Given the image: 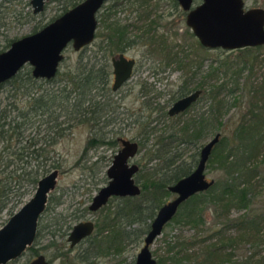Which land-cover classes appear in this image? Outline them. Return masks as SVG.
<instances>
[{
    "label": "rangeland",
    "instance_id": "rangeland-1",
    "mask_svg": "<svg viewBox=\"0 0 264 264\" xmlns=\"http://www.w3.org/2000/svg\"><path fill=\"white\" fill-rule=\"evenodd\" d=\"M116 1L118 10L112 19L123 24H133L129 30L135 42L125 51L127 55L137 57L138 62L134 75L124 84L120 93H111L109 96L106 95L104 99L95 98L101 102L103 100L100 109L99 106H96L95 116L98 117V123L82 122L79 120V115L75 113L76 111L69 113L68 110L67 115L62 114L58 119L61 122V127H64L61 137L58 133L59 128L51 125V123L55 124L56 121L43 123L41 119H47L48 116L40 115L37 117L36 114L31 113L23 125L24 133L21 136L23 141L16 144L17 138L15 136L9 138L8 141L0 139V191L5 190L6 192L0 198V227L33 196L37 182L32 181V177L39 180L53 169L49 167L53 161L60 164L59 167H56L58 179L54 190L49 194L47 209L38 219V234L33 245L28 247L21 256L5 264H25L36 256V252L46 255L55 264H133V259L142 246L144 235L141 238L133 239V234H131L130 241L123 242L119 248L110 249L108 256H104L103 253L99 254L96 249H93L96 253L90 255L88 261L80 259L79 254L80 251H83L81 249L93 246L94 239L98 237L96 228L91 238L77 248L69 251V243L66 242L69 230L77 222L87 219L98 222L103 214L114 209V205L117 203L122 205L121 203L124 202L118 197V199H111L105 208L98 210V212L88 209L92 197L107 183L106 169L119 147L117 139L127 137L144 143V145H140L138 154L134 159L137 163L142 162L139 172L135 176L140 185L138 177L155 173L156 167L160 164L157 157L148 159L145 153L148 147L152 146L154 138L163 130L176 129L194 118L199 119L200 113L208 110V103L204 100L205 98H202L198 103L189 107L188 111L180 113L177 117L164 116L163 110L164 112L168 111V107L173 102L171 97L178 91L179 86L187 84L189 87H193L195 81L200 78L205 79V72L210 65L209 63L217 59L219 55H230L235 64L241 60L236 57L238 55L237 49L228 51L222 48H204L202 50L198 48L201 44L194 35L192 36L190 28L185 24V13L180 7H175L171 0H150V7L146 10L139 8L140 4L134 0ZM30 2L31 0H0V52L9 47L11 41L30 33H36L46 24L56 20L64 11L63 1L50 0L46 3L42 13L33 14ZM112 2L113 0L107 3L106 8ZM244 2L246 9L259 7L264 9V0H244ZM198 3V0L195 1V4ZM68 8L71 9L72 7ZM146 11L150 12V20L156 19L159 24L157 30L152 33L153 38L149 40L146 37L142 38V31L134 27L135 25L143 29L146 26L143 21L137 19ZM98 41H100V37L95 42ZM94 48V45H90L86 53L90 54ZM256 51L258 63L255 73L256 76L260 77L264 69V45H261V48ZM167 52L171 57L177 54V59L175 58L167 64ZM79 53L80 50L75 51L69 45L64 51V61L60 65V69L75 68ZM185 55L188 56L185 57ZM179 60L183 61L179 62ZM198 60H201L200 69L197 67ZM190 61L192 62L190 63ZM28 69H31L29 63L20 69V73L25 75ZM246 71L244 69L240 84L247 75ZM111 78L109 85L112 82ZM138 78L141 79V84H136ZM17 85L16 82L6 81L0 86V110H5L7 119L14 117L18 120L22 119L17 114L18 111L27 110L26 100L29 97L23 92L30 90L31 94L38 95L39 91L52 88L57 84L53 81L39 80L34 84L35 86L28 84L22 88H17ZM96 92L92 90L91 96L97 95ZM239 93L240 89L231 95L223 91L222 95L226 96L228 103H232L235 97L240 96ZM84 102V106H86L87 102ZM157 103L163 104V110H150V106H155ZM240 104L241 106L232 105L228 113L222 118L224 123L222 126L216 124L214 118L213 125L205 128V133L202 132L199 141L180 142V144L173 142L170 144V154L177 150L181 151L182 157L190 156L191 153L200 151L202 145L209 141L215 133L219 132L221 135L229 133V130L233 129V125L240 120L243 111L248 106L245 101ZM57 112V110L53 111V116H56ZM87 115H91V113ZM138 120L147 121V127L145 124H140ZM148 130L152 132L147 134ZM95 137L98 142L88 144V141ZM32 138L40 139L35 146L43 148L44 158L49 164V166L46 165L47 172L43 171L42 164L41 166L38 165L40 161L33 157L35 153L27 154L28 151L26 150L27 152L23 154L22 159L13 153V150L20 149L22 144H30ZM9 143H11L10 149L12 151L4 150L3 146L9 145ZM11 160L12 162L7 166L6 164ZM22 165L23 168H21ZM260 169L261 174H264V165L260 166ZM205 171L206 176L212 180H216L221 174L216 167V162H207ZM27 172L31 174L27 175ZM258 189L262 192L254 200L252 207L254 212L264 211V187L259 186ZM173 196V193L167 195L164 198L165 202L172 199ZM134 198L135 202H140L145 197L135 196ZM246 211L245 209H233L231 215L237 217ZM206 219L207 225L212 224L214 220L209 210L206 211ZM134 226L140 228L142 224L132 225V227ZM195 232L196 228L189 224L170 221L164 225L162 233L153 241L150 247L152 254L156 259L159 256H164L167 241L174 240L176 235L185 238L195 234ZM240 244L238 254H249V250L253 248L250 243L242 242ZM196 248L198 249L197 246ZM193 251L194 248L189 252ZM68 256L71 263H67Z\"/></svg>",
    "mask_w": 264,
    "mask_h": 264
},
{
    "label": "trees",
    "instance_id": "trees-1",
    "mask_svg": "<svg viewBox=\"0 0 264 264\" xmlns=\"http://www.w3.org/2000/svg\"><path fill=\"white\" fill-rule=\"evenodd\" d=\"M52 1H63V13H65L70 9L68 7H74L83 0ZM149 1L134 0L140 4L139 8H145V10L150 7ZM116 2L113 0L97 16L98 31L95 37H101L100 41L104 43L101 50H92L93 53L95 52L92 56L86 53L87 50L80 51L75 68L70 67L61 70L59 66L56 76L49 80L34 78L31 69H28L25 75H22L19 70L13 78L7 80L16 82L17 88H22L28 84L35 86L34 84L39 80L53 81L57 85L39 91L38 95L31 94L30 90L23 92L29 97L26 100L27 110L18 111L17 116H20L21 120L16 119V117L7 119L5 110H0V138L2 140L8 141L9 138L15 136L17 138L16 144L21 142L22 137H19V131L24 129V126L22 129L21 124L26 123L29 118L28 115L31 113L35 115L39 112L40 115L48 116L47 119H41L43 123L56 121L55 124L51 123V125L59 128L58 133L61 137L64 127H61V122L58 119L62 114L67 115L68 110L69 113L76 111L75 113L79 115V120L82 122L89 120L84 101L87 99L90 102L91 98L87 97L92 94V90H96L101 84H107L110 73L106 63L97 65L92 60L93 57L97 52H102V59L107 61L113 53L122 51L124 45L135 42L129 30L133 24H123L112 19L118 10ZM172 3L178 7L175 1ZM149 14L150 12L146 11L137 17L139 21L145 23L146 26L143 29L134 25L136 29L142 31L141 37H146L148 40L153 38L152 33L159 27L158 21L156 19L150 20ZM198 48L204 49L201 45ZM260 48L261 46H250L237 49L238 55L236 57L241 59L238 64L233 63L234 59L230 55H219L217 59L209 63L210 65L205 72V79H198L195 81V85L191 87L203 90L199 100L205 98L204 100L208 103V110L202 111L199 119L194 118L176 129L163 130L154 138L152 146L148 147L145 153L148 159L157 157L160 164L156 167L155 173L138 177L142 187L139 196L145 198L140 202H135V198L132 196L123 198L121 201L124 200V202L121 203L120 207H117L116 210H108L100 218L98 230L103 232L108 229L109 232L95 240L97 249L110 248L113 245L119 246L123 241H126L129 234H133V239L145 235L150 229L149 226L156 211L165 202L164 198L171 194L168 187L182 176L191 173L197 164L198 152L191 153L187 157H182L181 151L177 150L170 154V144L173 142L180 144V142L199 141L202 132L205 133V128L213 125L214 118H216L217 124L222 126L224 124L222 118L228 113L232 105L241 106L240 103L245 101L248 106L243 111L240 120L234 122L233 129L229 130V133L220 136L219 142L212 148L213 151L207 160L210 163L216 162V167L221 173L219 178L213 180L214 184L204 192L195 193L183 201L171 220L176 223L191 225L196 228L195 234L185 238L176 235L174 240L167 241L166 254L157 258V264H264V211L254 212L252 209L254 200L262 192L258 187H264V174H261L260 169V166L264 165V69L260 77L256 76L255 73L258 63V54L255 52ZM173 58L174 56H172ZM200 66L201 60H198V69ZM244 69L247 70V75L240 84ZM1 84L3 85L0 83V86ZM188 86L184 85L183 89L180 88V91L171 97L172 100H176L180 92H187ZM239 89L240 96L235 97L232 103H228L226 96L222 95L223 91L231 95ZM93 106L96 108V105ZM163 108L161 103L150 106V110L162 111ZM56 110L58 112L56 116H53L52 113ZM163 115L167 116V112L164 110ZM139 123L145 124L147 127V121L141 120ZM150 131L148 130L147 134L152 132ZM5 132L12 133L8 135ZM22 132L24 133V130ZM37 139H33L30 144H22L20 149L13 150V153L22 159V150L24 149L30 154L35 153L33 157L36 159L37 151L41 149L35 146L39 141ZM95 141H97L96 137L90 139L88 144ZM142 144L144 145L140 142V145ZM10 145L11 143L4 145L3 149L12 151ZM11 162L12 160L6 165H10ZM140 163L142 164V162ZM47 164V159L38 162V165L45 172L48 171ZM59 166V162L53 161L49 167L56 168ZM26 174L31 173L27 172ZM32 181L37 182L38 179L32 177ZM3 193H6L5 190L0 191V198ZM233 209H245L247 211L242 215L233 217L231 215ZM208 210L214 217L210 225H207L206 222V211ZM124 218L129 230L125 227H118ZM134 224H142V226L140 228L132 227ZM242 242L253 245L249 254H238ZM193 248L194 251L189 252Z\"/></svg>",
    "mask_w": 264,
    "mask_h": 264
},
{
    "label": "water",
    "instance_id": "water-1",
    "mask_svg": "<svg viewBox=\"0 0 264 264\" xmlns=\"http://www.w3.org/2000/svg\"><path fill=\"white\" fill-rule=\"evenodd\" d=\"M50 0H32L33 13H41ZM194 6L193 0H176L184 12H187L185 24L205 48L225 50L240 49L264 44V9L245 8L244 0H201ZM109 0H83L67 10L56 20L45 27L24 37L15 39L11 45L0 52V83L13 78L27 63L31 65L34 78L49 80L56 76L64 49L71 45L73 49L89 45L97 31V14ZM134 58L129 59L123 53L113 58L114 84L119 87L132 72ZM201 89L179 97L169 107L170 115L178 114L198 99ZM221 134L215 133L200 148L198 163L191 173L182 176L168 187L174 194L172 199L163 202L145 233L143 244L135 258V264H156L150 246L163 231L164 225L170 222L179 207L189 197L210 188L214 182L206 176V164L212 148L219 142ZM119 149L106 174L109 180L92 197L89 209L96 211L106 204L110 196H139L141 186L135 181L139 165L132 161L138 153L139 143L121 139ZM58 169L39 178L33 196L27 200L0 227V264L21 256L32 246L37 235L38 219L43 214L49 193L57 182ZM91 220L78 222L73 226L68 240L71 245L88 236L93 230ZM27 264H52L43 254L30 260Z\"/></svg>",
    "mask_w": 264,
    "mask_h": 264
},
{
    "label": "flooded vegetation",
    "instance_id": "flooded-vegetation-1",
    "mask_svg": "<svg viewBox=\"0 0 264 264\" xmlns=\"http://www.w3.org/2000/svg\"><path fill=\"white\" fill-rule=\"evenodd\" d=\"M32 1V0H31ZM110 1H112V0H109V2ZM172 1H175L176 2V0H171V3H172ZM195 1H197V0H193V2H194V6L195 5H198V4H200L202 1L201 0H198L199 1V3L198 4H195ZM49 2V1H48ZM109 2H107V3H109ZM31 3V2H30ZM47 3V2H46ZM106 3V4H107ZM177 3V2H176ZM78 4V3H77ZM106 4H104L103 5V7L100 9V11H99V13L103 10V8L104 7H106L105 5ZM178 4V7H180V9L182 10V8H181V6L179 5V3H177ZM46 5V4H45ZM32 7V6H31ZM45 8V7H44ZM182 12L183 13H185V19H186V15H187V12H184L183 10H182ZM42 13V12H41ZM99 13L97 14V16L99 15ZM34 14V13H33ZM35 14H39V13H35ZM64 14V13H63ZM61 16V15H60ZM97 27H98V17H97ZM97 31H98V29H97ZM97 31H96V33H97ZM191 31V30H190ZM95 33V34H96ZM192 33V32H191ZM193 35H194V33H192ZM192 35V36H193ZM194 37H195V35H194ZM94 40L89 44V45H86V46H83V47H81V48H79V50L80 51H82V50H88L89 49V46L90 45H94L95 46V48L93 49L94 51L96 50H101L102 49V47L104 46V43L103 42H101V41H98V42H95L96 41V39H98V37H95L94 36ZM196 38V40H198L197 39V37H195ZM18 39V38H17ZM100 40H101V37H100ZM13 41H15V40H13ZM199 42V41H198ZM11 43H12V41H11ZM11 43H10V45H11ZM201 44V43H200ZM9 45V46H10ZM70 45V44H69ZM131 45H133V44H130V45H124L123 47V49H122V51H117V52H115V53H113L111 56H109L108 58V60L106 61V60H104V59H102V52L101 53H98L97 52V54L93 57V61H95L96 63H97V65H101V63H106L108 66H107V69H109V75H108V79H107V84H101V85H99L97 88H96V90L95 91H97L96 93H97V95H90V96H88L87 98H91V101L89 102V101H87V99H86V113L87 114H90L91 113V115H88V117H89V120L87 121V122H89V123H98V117H96L95 116V111H97L96 110V108H94V106L93 105H96V106H99L98 108L100 109V104L101 103H103V100H102V102L100 101V100H97V99H95L96 97H99V98H101V99H104V97L107 95V96H109V94H114V93H120L122 90H121V88L124 86V84L127 82V81H129L130 80V78L134 75V72L136 71V66H137V62H138V59H137V57H132V56H129V55H127L126 54V49L127 48H129ZM264 45V44H263ZM202 46V45H201ZM68 47V46H67ZM203 47V46H202ZM8 48V47H7ZM6 48V49H7ZM203 48H205V47H203ZM205 49H207V48H205ZM209 49V48H208ZM65 50V49H64ZM75 50V49H74ZM76 51V50H75ZM124 54L127 58H129V59H133L134 58V60H135V62H134V65H133V69H132V72H131V74H130V76L127 78V80H125L119 87H117L116 89H114L113 88V84H114V69H113V58H117V56L119 55V54ZM93 54H95V52L93 53V52H91L90 53V56H92ZM166 56H167V64H169V63H171L175 58L177 59V54L174 56V58L172 59V57H171V55H169V53L167 52L166 53ZM149 57V56H148ZM185 57H187V55H185ZM63 60V59H62ZM62 60H61V62H62ZM179 62H181V60H179ZM178 62V63H179ZM192 61H190V63H191ZM103 63V64H104ZM177 63V64H178ZM61 64V63H60ZM186 64V63H185ZM184 64V65H185ZM187 65V64H186ZM60 66V65H59ZM34 77V76H33ZM110 77H112L111 78V80H112V82H111V84L109 85V82H110ZM40 79H43V78H40ZM51 79V78H50ZM43 80H47V79H43ZM7 81V80H6ZM5 83V82H4ZM138 83H140L141 84V79L140 78H138L137 79V81H136V84H138ZM188 86L187 84H183V85H181V86H179L180 88H184L183 86ZM189 87V86H188ZM145 88V87H144ZM180 88L178 89V91H180ZM199 89H201V88H199ZM199 89H193V88H191V87H189L188 88V90H187V92H185V93H179V95H178V97H177V99L179 98V97H182V96H185V95H187L188 93H190V92H193V91H195V90H199ZM177 91V92H178ZM107 92V93H106ZM202 92H203V90L201 89V92L199 93V96L202 94ZM199 96H198V99L195 101V102H193L189 107H191L192 105H194L195 103H198L199 102ZM176 99V100H177ZM111 100V99H110ZM175 100H173V102H174ZM172 102V103H173ZM107 103H109L108 101H107ZM171 103V104H172ZM170 104V105H171ZM93 107H92V106ZM189 107H188V109H186V110H184V111H181V112H179L178 114H175V115H170L169 113H168V111H167V117L169 116V117H177L180 113H183V112H186V111H188L189 110ZM92 109V110H91ZM94 110V111H93ZM36 115H37V117H39L40 116V114H39V112L38 113H36ZM215 123L217 124V120H216V118H215ZM24 124H21V127L23 126ZM22 129H23V127H22ZM24 130V129H23ZM23 130H21V131H19L20 133V135H19V137H21L22 136V134H23ZM9 133L11 134L12 132H5V134H8L9 135ZM0 139H2V138H0ZM121 139H129L130 141H135V140H133V139H130V138H123V137H119L118 139H117V143L119 144V147L116 149V152L119 150V149H121L122 148V143H121ZM22 141H23V139H21ZM40 140V139H39ZM101 141H103V140H101ZM136 143L138 142L139 143V147H140V142L139 141H135ZM138 150H139V148H138ZM200 150V149H199ZM25 152H27L26 150L24 151V149L22 150V154H24ZM37 153H38V155H37V158H38V160L40 161V162H42V161H44L45 160V158H44V154H43V148L42 149H40L39 151H37ZM138 153V152H137ZM27 154H29L28 152H27ZM115 154L116 153H114V156H115ZM199 154H200V151H198V158H197V163H198V159H199ZM137 156V155H136ZM135 156V157H136ZM135 157H133L132 158V161L134 162V163H136V164H138L139 165V169H140V167H141V163H140V161L137 163V162H135L134 161V159H135ZM22 158H23V155H22ZM114 158V157H113ZM113 160V159H112ZM112 162V161H111ZM111 164V163H110ZM110 164H109V166H110ZM108 166V167H109ZM107 167V168H108ZM57 169V168H56ZM53 170V169H52ZM106 171H107V169H106ZM138 172H139V170H138ZM137 172V173H138ZM137 173H135L134 175L136 176V174ZM106 176H107V174H106ZM134 176V177H135ZM108 180H109V177H108ZM108 180H107V182H108ZM135 181H136V178H135ZM38 182V181H37ZM136 183H137V181H136ZM107 184V183H106ZM138 184V183H137ZM139 185V184H138ZM141 186V185H140ZM141 189H142V187H141ZM53 191V190H52ZM50 194V193H49ZM48 197H49V195H48ZM118 197H120L121 199H123V198H129V196H125V197H123V196H110V198L108 199V201H107V203L106 204H104V205H102L101 207H99L98 208V210H100V209H103V208H105V206L108 204V202L111 200V199H118ZM132 197H135V196H132ZM47 200H48V198H47ZM93 200V199H92ZM91 203V202H90ZM47 204H48V202H47ZM47 204H46V207H45V209H44V212H45V210L47 209ZM121 205H119L118 203L116 204V205H114L113 206V208L114 209H112V210H116L117 209V207H120ZM88 209H89V204H88ZM91 210V209H90ZM98 210H96V211H93V210H91V211H93V212H98ZM43 212V213H44ZM104 215V214H103ZM102 215V216H103ZM101 216V217H102ZM41 217V216H40ZM87 220H90V219H87ZM87 220H83V221H87ZM100 220V219H99ZM99 220H98V222L96 221H93V220H91L92 222H93V231L90 233V234H88V236H86V237H83L82 239H80L79 241H78V243L77 244H75V245H71V242L68 240V236H69V234H70V232H71V230H72V228H73V226H72V228L69 230V233L67 234V238H66V242H68L69 243V251H70V249H74V248H77L78 246H80L81 244H83L84 242H87L88 241V239L89 238H91V236L93 235V233H94V231H95V228L98 230V223H99ZM79 222H82V221H79ZM78 223V222H77ZM39 224V223H38ZM76 225V224H75ZM118 227H120V228H126V229H128L129 230V228H128V226H127V221H126V219L124 218L122 221H120V223H119V226ZM38 229V228H37ZM108 232H109V230L108 229H106L105 231H103V232H101V231H99L98 230V234H97V238H95L94 239V242H93V246H91V247H89V248H84V249H81V250H83V251H80L81 253L79 254V258L80 259H82V260H86V261H88V259H89V256L90 255H93V254H95L96 252L93 250V249H96L97 250V253H103V255L104 256H108V254L110 253V249H113V247H114V249H115V247H118L119 248V246H121V245H119V246H117V245H113V246H111L110 248H101L100 250L99 249H97V247H96V239H99L100 237H102V236H105L106 234H108ZM37 233V232H36ZM38 234V233H37ZM36 237H37V235H36ZM36 237H35V239H36ZM144 237V236H143ZM131 240V235L129 234L128 235V237L126 238V241L128 242V241H130ZM143 240H144V238H143ZM35 241V240H34ZM123 242H125V241H123ZM122 242V243H123ZM34 243V242H33ZM32 243V244H33ZM121 243V244H122ZM142 244H143V242H142ZM151 247V246H150ZM141 248V247H140ZM151 249V248H150ZM152 250V249H151ZM140 251V250H139ZM39 254H42V253H37L36 252V256H38ZM44 255V254H43ZM63 255V254H62ZM153 255V254H152ZM36 256L35 257H33L32 259H34V258H36ZM45 256V259L46 260H48L50 263H52V264H55L54 263V261L53 260H51V259H49L46 255H44ZM154 256V255H153ZM155 257V256H154ZM136 258V257H135ZM135 258L133 259L134 261H133V264H135ZM32 259H30V260H32ZM155 259H156V257H155ZM29 260V261H30ZM28 261V262H29ZM157 261H158V259H157ZM27 262V263H28ZM27 263H25V264H27ZM67 263H71V260H70V258H69V256H68V261H67ZM157 264V263H156Z\"/></svg>",
    "mask_w": 264,
    "mask_h": 264
}]
</instances>
